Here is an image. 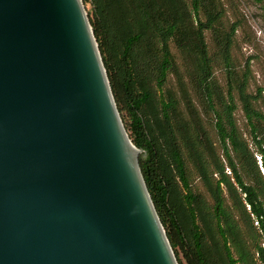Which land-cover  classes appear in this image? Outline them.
Instances as JSON below:
<instances>
[{
	"label": "water",
	"instance_id": "obj_1",
	"mask_svg": "<svg viewBox=\"0 0 264 264\" xmlns=\"http://www.w3.org/2000/svg\"><path fill=\"white\" fill-rule=\"evenodd\" d=\"M141 154L82 0H0V264H178Z\"/></svg>",
	"mask_w": 264,
	"mask_h": 264
},
{
	"label": "trees",
	"instance_id": "obj_2",
	"mask_svg": "<svg viewBox=\"0 0 264 264\" xmlns=\"http://www.w3.org/2000/svg\"><path fill=\"white\" fill-rule=\"evenodd\" d=\"M83 1L91 6L89 22L118 111L128 114L125 128L142 150L141 172L178 264H264V175L256 158L264 169V114L251 102L264 86L252 95L244 92L246 74L236 83L251 148L234 122L231 84L223 94L213 77L204 36L212 32L214 56L228 67L237 24L225 29L219 0ZM170 41L188 78L187 85L177 77L179 96L163 90L167 72L177 70ZM190 91L202 112L214 115L223 160ZM185 159L211 202L191 188Z\"/></svg>",
	"mask_w": 264,
	"mask_h": 264
},
{
	"label": "rangeland",
	"instance_id": "obj_3",
	"mask_svg": "<svg viewBox=\"0 0 264 264\" xmlns=\"http://www.w3.org/2000/svg\"><path fill=\"white\" fill-rule=\"evenodd\" d=\"M190 3V0H186ZM224 9L221 17L222 23L225 29H229L230 24H237L236 30L233 34V42L230 48V65L224 66L220 57L214 56L215 44L213 40V34L210 30L205 31V41L209 50V54L213 58V77L216 79V83L221 86L223 94H226L228 85L231 84V94L235 108L233 110V117L236 128L241 133L242 137L248 142L249 146L253 148L252 140L250 137V126L246 121L244 113L242 111L241 102L239 100V91L236 87V83L243 79V75L246 74V84L244 92L248 94H257V87L264 86V18L262 17V6H264V0L261 2H255L253 0H219ZM87 13L91 11L89 3L82 0ZM170 52L173 55L175 65L177 67L176 72L168 71L166 79L163 85V90L169 89L174 92L176 96H179V88L177 86V77L183 76L185 83H187V75L185 73V62L182 58L180 51L176 48L174 43H169ZM232 72V73H230ZM188 85V83H187ZM189 87V86H188ZM192 94V91H190ZM227 96V95H226ZM227 98V97H226ZM192 100L198 109L199 117L201 119L203 128L206 131V136L213 144L216 153L223 160L222 151L219 146L216 130L214 129V115L212 112L203 113L202 107L198 103L199 100L192 94ZM254 108L263 112L264 114V90L261 91L258 98L252 100ZM216 106V104H215ZM123 117V124L129 122L128 114L125 111L120 113ZM127 130L129 135L130 130ZM258 155V154H256ZM186 168L188 171L189 183L191 188L197 193L203 194L207 199L210 198L201 180L199 179L197 172L193 168L191 162L185 159ZM229 173L228 168H225ZM211 202V201H210ZM229 200L227 199L226 204Z\"/></svg>",
	"mask_w": 264,
	"mask_h": 264
},
{
	"label": "built area",
	"instance_id": "obj_4",
	"mask_svg": "<svg viewBox=\"0 0 264 264\" xmlns=\"http://www.w3.org/2000/svg\"><path fill=\"white\" fill-rule=\"evenodd\" d=\"M256 158H257V162H258V165H259L260 171H261V173L264 175V169H263L262 164H261V163H262V162H261V158H260L259 155H256ZM254 224L257 225V224H258V221L255 220V221H254ZM262 245H264V243H262Z\"/></svg>",
	"mask_w": 264,
	"mask_h": 264
}]
</instances>
